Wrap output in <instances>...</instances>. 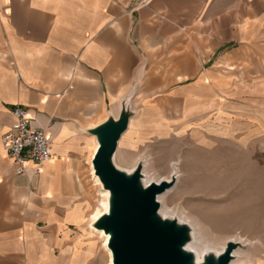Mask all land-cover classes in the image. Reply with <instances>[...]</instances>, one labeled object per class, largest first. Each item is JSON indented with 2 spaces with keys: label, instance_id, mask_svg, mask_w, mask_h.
<instances>
[{
  "label": "crops",
  "instance_id": "1",
  "mask_svg": "<svg viewBox=\"0 0 264 264\" xmlns=\"http://www.w3.org/2000/svg\"><path fill=\"white\" fill-rule=\"evenodd\" d=\"M199 44L207 73L193 81ZM164 59L176 62L177 86L149 85L128 143L196 134L216 110L235 116L236 132L264 135V0H0V264H81L79 175L97 143L89 130L118 118L141 62ZM246 91L255 99L244 119L245 106L222 96ZM13 106L52 135L39 175H16L3 147Z\"/></svg>",
  "mask_w": 264,
  "mask_h": 264
},
{
  "label": "rangeland",
  "instance_id": "2",
  "mask_svg": "<svg viewBox=\"0 0 264 264\" xmlns=\"http://www.w3.org/2000/svg\"><path fill=\"white\" fill-rule=\"evenodd\" d=\"M181 41H190V36L183 34ZM182 42L178 47L186 49ZM191 46L194 47L193 44ZM198 47L200 50L195 52V69L200 74L193 81L205 77L207 73L204 58L207 50H203L202 44ZM145 63L141 62L138 69L140 72L143 68L142 75L133 79L131 104L132 110L136 112L134 119L142 110L143 101L151 99L150 89L159 79L163 90L167 89L164 93L177 86L176 76L172 73L176 62L164 59L152 61L150 66ZM183 64L178 62L177 66L183 68ZM160 73L162 77H159ZM256 79L244 78L243 84ZM210 86L219 95L218 89ZM226 96H222V99H236L245 106L244 119L251 117L252 108L248 106L255 99L254 92L238 93L236 98L230 93ZM164 111L167 118H171L177 110ZM214 113L216 115L211 117L210 125L200 127L196 134L170 135L147 141L135 139L128 143L125 138L131 124L119 141L115 162L125 171L139 162L145 164L153 182L175 172L176 184L166 199V208L175 216L171 217L178 220L176 215H180L189 217V222L196 221L209 238L205 245L221 246L229 239L250 244L251 247L246 250L249 255L243 264H264V135L236 132L234 115L222 119L217 115V110ZM173 163L177 164L175 171L171 169ZM81 165L79 181L86 197L84 216L87 218L99 206L101 196L98 185H94L88 160L84 159ZM86 218L81 226L83 232L76 231L81 242L79 261L81 264H107L101 248L102 239L90 233ZM73 258V252L68 251V260Z\"/></svg>",
  "mask_w": 264,
  "mask_h": 264
},
{
  "label": "water",
  "instance_id": "3",
  "mask_svg": "<svg viewBox=\"0 0 264 264\" xmlns=\"http://www.w3.org/2000/svg\"><path fill=\"white\" fill-rule=\"evenodd\" d=\"M132 95L133 92L120 101L117 119L110 117L89 130L98 145L92 168L102 188L109 192L108 211L93 227L109 235L111 264H230L237 244L227 242L221 254L208 255L196 263L194 256L184 249L190 240V229L175 218L159 216L157 196L172 187L175 178L144 185L142 163H137L129 173L115 166L119 140L136 114L132 110Z\"/></svg>",
  "mask_w": 264,
  "mask_h": 264
},
{
  "label": "bare ground",
  "instance_id": "4",
  "mask_svg": "<svg viewBox=\"0 0 264 264\" xmlns=\"http://www.w3.org/2000/svg\"><path fill=\"white\" fill-rule=\"evenodd\" d=\"M96 149H97V143H94V152L93 153H95ZM115 157H116V154L114 156V164L118 169H121L116 164ZM135 166H133V168L128 170V173L131 172L132 170H134ZM171 167H172L171 169L175 171V169H177V164L173 163ZM90 171H91V174L93 177L92 179H94L93 181L95 182L94 185L95 184L98 185V188H99L98 191H99V194L101 196V199H100L99 204H98L99 206L97 208H95V211L92 212L93 214L90 215L86 219L87 227H88V229L92 235L94 234L97 238L100 237L102 239V247L101 248L103 249V251L105 253V256L107 259V264H111L112 263V256H111L110 250L107 247L109 235L105 234L102 230H96L93 227L94 222L96 220H98V218L101 215H103L104 213H106L108 211L109 192L102 188V185H101L98 177L95 176V174H94L92 164H90ZM172 178H175L174 185L172 187H170L169 189H167L164 193L157 196V201L159 203L158 214L162 218L169 217V219H173L175 217L174 214H172L166 208V199L168 198V196L173 191L172 188L176 184L177 175L175 172H173L168 177L161 178V180H166V181L170 182ZM141 181L144 185H147V184L153 182L150 179V176H149L148 171L146 170L145 164L142 165V180ZM160 181H158V182H160ZM154 182H156V181H154ZM158 182H156V183H158ZM98 191H96V192H98ZM171 216H174V217H171ZM176 216H177L176 218L178 219L177 222L179 224L185 225L190 229V240L186 243V245L184 246V249L194 256V261L196 263H200L208 255L217 256V255L221 254L223 252L227 242H233V243L238 245L237 249H235L232 253L233 257H232V260L230 261V264H243L246 261V257L249 255V252H247L246 250L251 247L250 244L245 243L241 240L229 239L226 243L222 244L221 246L205 245L209 238L205 235V232L199 227V225L196 223V221L189 222L187 220V219H189V217H185L186 218L185 219V218L181 217L180 215H176Z\"/></svg>",
  "mask_w": 264,
  "mask_h": 264
},
{
  "label": "built area",
  "instance_id": "5",
  "mask_svg": "<svg viewBox=\"0 0 264 264\" xmlns=\"http://www.w3.org/2000/svg\"><path fill=\"white\" fill-rule=\"evenodd\" d=\"M11 115L14 123L4 134L2 144L12 159L14 172L20 176L28 171L39 175L51 159L52 135L31 125L27 111L21 106H13Z\"/></svg>",
  "mask_w": 264,
  "mask_h": 264
}]
</instances>
